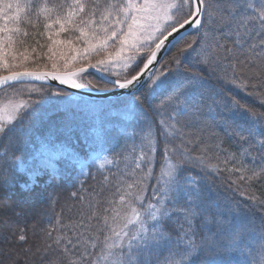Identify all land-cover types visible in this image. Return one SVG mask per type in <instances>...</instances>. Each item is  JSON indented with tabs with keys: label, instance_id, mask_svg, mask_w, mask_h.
Instances as JSON below:
<instances>
[{
	"label": "snow or ice",
	"instance_id": "obj_1",
	"mask_svg": "<svg viewBox=\"0 0 264 264\" xmlns=\"http://www.w3.org/2000/svg\"><path fill=\"white\" fill-rule=\"evenodd\" d=\"M162 49L170 53L167 59H160ZM188 61L211 68L217 88L205 89L202 79L186 70ZM154 62L160 65L155 71ZM89 69L101 74L100 82H82ZM0 70V90L11 89L7 103L0 102V137L15 134V145L24 121L45 102L46 85L35 82L49 80L72 89L120 90L128 98L127 113L141 117L143 105L158 99L153 111L164 136L163 163L155 175L158 141L145 118L140 143H133L129 153L134 167L125 163L121 170L117 164L113 181L104 176L105 183L87 197L73 192L81 208L71 223L55 213L54 193L46 185L40 198L54 215L39 214L47 217V227L35 245L29 243V233L36 235L35 222L29 229L0 217V264H19L21 257L25 264H264V220L258 230L245 224L222 227L210 211L219 201L195 177L185 181L189 206L183 210L184 222L178 230L167 223L172 215L168 201L180 187L184 166L205 175L227 173L222 180L230 181V189L250 201L249 207L264 209V200L252 194L257 183H264V112L223 94L224 86H231L264 104V0H0ZM201 90L211 93L209 111L238 137L239 153L221 157L226 150L216 151L220 143L205 139L207 121L201 120L194 94ZM51 95L71 101V93L63 90ZM231 116L244 117L247 127ZM103 135L98 132L93 143ZM177 138L179 144L170 148ZM188 145H197L198 153L193 155ZM53 149L54 156L65 155ZM103 151L93 147L89 154H70L69 160L90 174L93 166L100 171L113 164L102 158ZM9 171L0 173V191L11 186ZM11 171L27 176L25 191L40 175L22 161H13ZM229 210L239 215L237 209ZM23 215L22 209L16 212ZM197 216L202 218L199 232L193 224ZM213 223L216 231L209 227ZM161 248H166L162 258Z\"/></svg>",
	"mask_w": 264,
	"mask_h": 264
},
{
	"label": "trees",
	"instance_id": "obj_2",
	"mask_svg": "<svg viewBox=\"0 0 264 264\" xmlns=\"http://www.w3.org/2000/svg\"><path fill=\"white\" fill-rule=\"evenodd\" d=\"M225 39L230 45L232 38L228 37ZM169 55L170 53L168 52L163 59H167ZM186 70L189 73L198 75L204 82L205 89L215 90L217 88L218 80L216 78V73H214L211 68L197 64L194 61H188L186 64ZM89 81L98 83L101 81V77L91 72L84 73L82 82L88 83ZM36 86L39 87L40 85ZM46 88L47 92L44 97L45 102L35 106L39 112L34 115H38L41 118H45L44 116L47 114L46 106L48 102L54 97L51 95V92L55 90H62L52 86H46ZM63 91L69 93L65 90ZM194 94L196 99L200 101V110L202 113L201 120L207 121V128L205 129L204 134L205 139L208 140L209 143L213 141L220 143V148L216 149V151H220L221 149L226 150L221 152V157L224 155H229L233 152L239 153L241 149L238 137L231 135L229 130L224 126L223 121L219 119L215 112H210L207 107V105L211 103V100L209 99L211 93L201 90L195 92ZM223 94L228 99L235 98L239 100L241 103L257 112H264V104L260 103L257 97L248 96L235 87L224 86ZM8 95H11V89H9L7 93H5L3 90H0V102L7 103ZM73 97L77 99L80 98V100L83 101L86 100L71 94V98ZM23 98L27 99L28 97ZM127 99L128 98L101 102L102 104H106V108L103 113L106 115L108 120L115 122V124H119L120 122L127 120L125 117H123L124 114H122L123 116L120 114L124 110L123 107H126ZM159 102L160 101L158 99L155 101H148L143 105L144 117L137 115L134 118L133 116L135 115L130 114L132 121L127 120L128 122L126 123V129L128 131L134 132L133 137L138 143H140L141 135L144 134L142 130L145 129V118L149 123H152L153 136L158 141L157 151L154 154L155 175H159L160 165L163 163L164 136L161 135L163 130L159 124L160 117H158L153 111L154 105L159 104ZM63 114L64 113L59 111L55 116L61 117L64 116ZM167 115L168 114L166 113L165 117ZM29 119L30 121L32 119V123H34L37 118L33 117ZM230 119L235 120L241 127H247V121L242 116H231ZM117 130L118 126L111 128L110 130L106 125L103 126L104 143L109 155L114 161V164L105 170L97 171L96 167L93 166L90 169V174H87L85 177L80 179L79 171L75 166H66L64 162H60L58 176L40 179L39 184L34 185L31 191H25L22 187V185L27 180L26 176L17 174V172L14 171H9L8 174L11 177V186L6 191H0V202L3 204V206H0V217L6 218L13 226H26L29 229L32 228V225L35 222L36 235L34 236L31 232L29 233V243L33 245L39 243V233L42 228L47 227V217H41L39 214L42 211H47L49 216L54 215V213L49 208L48 201L40 198L41 191H43L47 185V191L54 193V198L56 200L54 205L55 213H62L64 222L66 223H71L73 219L78 218L77 214L81 208V202L79 201L78 197H73L71 194L73 192H77L78 196L83 195L87 197L88 194L93 191V189H99L105 183L103 180L104 176H109L108 183L113 181V174H118L117 164L119 165V169L122 170L124 169L125 163H129V159L128 161H125V156H127L124 154L125 144L123 138ZM188 130L194 131V129ZM213 132L216 134L215 136H212ZM72 134L73 133H71V135ZM111 136L113 137L112 141ZM75 138H77V145L73 142L74 138L71 139V142H73L77 151L81 155L88 154V151L86 150L90 145L88 130L84 134L77 133ZM15 139V134L0 137V155L2 152H7L8 155H10L12 152L17 154L23 149V147H26L25 143H23L21 139H19L18 145H15L13 143ZM178 144L179 138H177L174 143L170 144V148H175ZM188 147L190 149H194L193 155L198 153L197 145H188ZM90 149L91 147L89 150ZM1 163L2 159L0 158V173L5 171L4 168L1 167ZM249 163H251L250 159ZM255 163L257 165L261 163L259 156H257ZM226 175L227 173H222L220 175H205V173L200 171L198 168L184 166L179 174L180 187L177 191L171 194L173 198L168 201V208L172 213L171 219L167 222L169 228L178 230L179 225L184 222L183 210L189 206L188 195L185 190L187 187L185 181L189 178L195 177L197 184L203 187L206 193L210 191L211 199L219 201V207L213 206L210 211L211 216L215 217V219L220 222L222 227L229 228L236 224H245L250 228H255L258 230L261 221L264 220V209L259 207H249L250 201L243 198L239 192L230 189V181L222 180V176ZM150 184L155 185V177L150 182ZM107 194L108 193L106 191L104 195ZM252 194L257 196L259 199L264 200V183H257L254 186ZM149 195H151V191H149ZM230 207L237 209L239 215H236L234 211H230ZM21 209L23 210L24 215L17 217L16 212L20 211ZM201 222V217L197 216L193 218V224L198 232L200 231ZM209 227L212 231H216L217 224L213 223L209 225ZM173 238L175 239V232H173ZM159 255L161 258L166 255V248H161ZM19 264H25L23 257H21Z\"/></svg>",
	"mask_w": 264,
	"mask_h": 264
},
{
	"label": "rangeland",
	"instance_id": "obj_3",
	"mask_svg": "<svg viewBox=\"0 0 264 264\" xmlns=\"http://www.w3.org/2000/svg\"><path fill=\"white\" fill-rule=\"evenodd\" d=\"M45 40L46 37L42 38L41 43H44ZM29 42L32 43V41ZM44 51H46V49H44ZM112 70L116 72L120 71L119 68H113ZM2 72L3 70H0V73ZM105 108L106 104H102L98 101H83L80 100V98L77 99L73 97L71 98L70 102L63 103L60 102L59 98L54 96L46 106L47 114L44 116L45 118L34 115L33 117L37 118L34 123H32V119L30 121L29 118L24 121L23 125L21 126L24 129V132L22 133L20 139L23 143H25L26 147H23V149L17 154H14V152H12L10 153V155L5 156V153L2 152L0 155V157H2L1 167L4 168V170L11 171L13 161L24 162L27 167L40 172L38 181L35 185H38L39 180L42 178L57 177L60 162H64L66 166H73V163L69 160V155L73 153H79L74 145H77V138H75L76 134H84L85 132H87V130L90 142V145L86 149L88 151V154L90 153V147L91 149L95 147L97 148V150L103 148L104 151L102 153V158L103 156H107L109 159H112L106 149L103 138L99 143H93V141L97 138V133L100 131L103 132L104 125H106L109 130L118 126L117 131L123 138L125 144L124 154L129 157L130 166L134 167V165L131 164L132 158L131 156H129V153H131L132 151V144L139 143L136 142L133 137L134 132L128 131L126 129V123L128 121H132L130 114L127 113L126 107H123L124 110L120 114H124V116H122L125 117L128 121L124 120L119 124H115V122L108 120L106 115H104L103 112ZM59 111L64 113V116H55ZM38 112L39 111H37L35 114H37ZM136 116L137 115L133 117L135 118ZM71 133L73 134L71 135ZM71 139H73L74 144L73 142H71ZM112 140L113 137L111 136V141ZM53 146L55 147V149H60L65 155L61 157L54 156ZM136 154H139V150ZM113 164L106 165L105 169L110 168ZM45 165H49V174H44V172L42 171ZM75 167L79 171L80 179L87 175L81 173L79 165H75ZM14 172L26 176L22 172ZM85 172H88V169H86Z\"/></svg>",
	"mask_w": 264,
	"mask_h": 264
},
{
	"label": "water",
	"instance_id": "obj_4",
	"mask_svg": "<svg viewBox=\"0 0 264 264\" xmlns=\"http://www.w3.org/2000/svg\"><path fill=\"white\" fill-rule=\"evenodd\" d=\"M189 31H193L192 29H189ZM171 47V45H169ZM168 53L167 49H162L161 53L159 54V57L161 60L165 57V55ZM155 68L152 70L155 71L156 69L159 68V64L154 62ZM88 72L95 73L101 77V74L96 72L94 69H89ZM41 83H45L46 86H52L55 88H59L62 90H65L71 94H74L78 97L92 100V101H112V100H118V99H124L127 98L125 94H121L120 90H108V91H94V90H89L88 88L84 89H72L67 87L66 85H61L59 84L58 81H47V82H35L36 85H40Z\"/></svg>",
	"mask_w": 264,
	"mask_h": 264
}]
</instances>
